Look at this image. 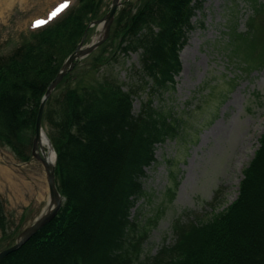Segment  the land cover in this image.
<instances>
[{
  "label": "trees",
  "instance_id": "trees-1",
  "mask_svg": "<svg viewBox=\"0 0 264 264\" xmlns=\"http://www.w3.org/2000/svg\"><path fill=\"white\" fill-rule=\"evenodd\" d=\"M249 1L252 32L241 35L243 41L256 37L260 23L264 26V8L258 0ZM102 3L79 0L53 27L32 33L31 40L0 55V145L20 158L28 159L27 147L48 85L89 22L98 17ZM201 3L138 0L118 13L110 37L116 45L113 51L119 45L126 51L141 48L143 74L152 77L150 96L138 112L133 110L134 88L125 90L117 79L104 81L99 75L85 84L68 74L65 88L50 96L44 123L57 151L56 177L65 200L55 218L0 264H264V132L243 170L236 199L207 219L175 221L173 244L149 255L143 244L152 217L145 222L130 217L146 193L144 168L156 160V144L179 135L177 119L153 105L152 94L174 84L182 68L180 50ZM239 8L230 5L228 14ZM7 225L0 194L2 240L9 236Z\"/></svg>",
  "mask_w": 264,
  "mask_h": 264
},
{
  "label": "rangeland",
  "instance_id": "rangeland-1",
  "mask_svg": "<svg viewBox=\"0 0 264 264\" xmlns=\"http://www.w3.org/2000/svg\"><path fill=\"white\" fill-rule=\"evenodd\" d=\"M57 1L0 0V50L10 52L28 39L29 31L37 28L32 25L34 18H42L44 24L57 20L61 15H52L55 9H51ZM137 1H120L107 27L108 34L101 39L106 28L102 19L112 5V0H103L98 17L89 22L81 44L84 49L92 46L91 50L77 57L73 68L67 71L85 84L95 82V76H102L104 81L117 79L125 90L134 88L135 112L150 96L152 77L143 74L141 48L126 51L119 45L114 52L116 45L110 36L118 13ZM250 4L249 0H203L191 18L192 26L180 50L182 68L174 76V84L161 90L162 93L152 94L153 105H159L169 117L177 119L179 135L156 144V160L144 168L146 193L131 209L130 217L142 222L152 217L143 244L149 255H155L162 245L175 242L172 227L175 221L183 223L195 219L194 215L203 219L232 202L238 192L242 165H247L258 146V138L264 131V36H260V32L264 34V26L260 23L256 37L241 40V35L249 36L252 32L248 25L253 14ZM258 4L264 8V0H258ZM230 5L239 6V11L229 15ZM103 45L107 51L98 60L106 56L107 59L99 62L96 55ZM67 75L51 96L65 88L62 86ZM16 162L19 161L10 147L0 146V165L12 177L10 182L0 173V194L9 235L0 239L3 248L14 242L40 210L35 205L30 209L26 201L32 197L43 201L48 194L42 167L18 166ZM158 209L160 215L154 220Z\"/></svg>",
  "mask_w": 264,
  "mask_h": 264
},
{
  "label": "water",
  "instance_id": "water-1",
  "mask_svg": "<svg viewBox=\"0 0 264 264\" xmlns=\"http://www.w3.org/2000/svg\"><path fill=\"white\" fill-rule=\"evenodd\" d=\"M120 1L121 0H112L110 11L102 19V22L104 21L106 28L102 32L103 37L101 39H103L108 34L107 27L114 16L115 10L117 9L118 5H120ZM82 41L79 43L78 47L74 50V52L70 54L68 59L65 61L62 69L60 70L59 74L52 80V82L48 86V89L41 101L37 114L34 145H33V156H36L37 158L41 159V161L46 166L45 171H46L48 188H49V196H50L49 200L46 206L44 207V209L41 211V213L32 221V223L29 226H27L19 234L15 243L0 250V260L3 259L9 253L17 250L24 243H26L43 225L49 222L58 213L62 205L63 197L60 194L56 184L55 164L49 163L47 161V159L44 157V150L41 148L42 146L40 144L44 137L46 139L48 148L54 150L53 144L49 139V137L47 136L43 126V114L47 99L51 95L52 91L54 90L58 82L65 76L67 70L69 68L70 69L73 68V66L75 65L74 60L77 57H80L91 50L92 46L88 47L87 49H82L81 48Z\"/></svg>",
  "mask_w": 264,
  "mask_h": 264
},
{
  "label": "bare ground",
  "instance_id": "bare-ground-1",
  "mask_svg": "<svg viewBox=\"0 0 264 264\" xmlns=\"http://www.w3.org/2000/svg\"><path fill=\"white\" fill-rule=\"evenodd\" d=\"M46 139L43 137L42 141H41V145L44 147H42L44 150H45V146H46ZM48 154V162L49 163H54V160H55V153L52 149H49L48 152H46ZM0 173L5 177V179L7 180H12V177H11V172L6 168L4 167L3 165L1 166L0 165Z\"/></svg>",
  "mask_w": 264,
  "mask_h": 264
},
{
  "label": "snow or ice",
  "instance_id": "snow-or-ice-1",
  "mask_svg": "<svg viewBox=\"0 0 264 264\" xmlns=\"http://www.w3.org/2000/svg\"><path fill=\"white\" fill-rule=\"evenodd\" d=\"M64 2L66 4L67 0H64ZM63 6H64V4L59 5L58 8L53 11L52 15H55L56 12L59 11V9L62 8ZM35 23L36 24L43 23V20H37Z\"/></svg>",
  "mask_w": 264,
  "mask_h": 264
}]
</instances>
